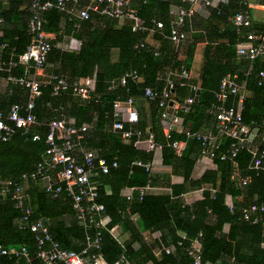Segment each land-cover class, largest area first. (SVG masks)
Instances as JSON below:
<instances>
[{"label":"trees","instance_id":"obj_1","mask_svg":"<svg viewBox=\"0 0 264 264\" xmlns=\"http://www.w3.org/2000/svg\"><path fill=\"white\" fill-rule=\"evenodd\" d=\"M32 1L0 0L2 66H7L10 62L16 63L18 56L25 52L29 44L30 35L27 27L32 17ZM128 1L130 9L133 7L134 16L143 23V26L159 34L155 35L161 43L159 48L150 47L146 43L148 31H133L132 20H124L120 24L118 19L90 13L88 20L68 21V15L54 7L42 13L45 32H58L60 22L66 21L74 32L79 31L80 38L86 36V39L82 41L77 53L60 52L52 46L48 53L49 61L57 64L50 73L64 78L69 84L68 89L53 96V83H43L39 96L34 100L32 111L38 124L32 127L28 134L16 130L7 141H0V183L12 181L18 185L23 184L27 196L25 205L32 209L28 223L19 228L18 221L22 214L14 207L12 197L7 196L0 201V246L4 248L25 246L30 258L27 260L1 257L0 264H43L36 258V241L34 234L28 229L29 223L43 220L47 222L46 229L53 241L62 249L76 253L83 250L87 242L92 241L98 234L99 248L90 253H99L106 263H114L123 256L132 264H193L183 248L198 239L204 263L262 264L264 249L260 247V243L264 239V230L260 223L252 224L244 219L245 210L251 206L264 205V171L250 169L252 155L249 153L252 147L257 151L264 149L262 139L264 83H261L258 76L262 71L252 61V68L242 77L251 94L242 101L240 111L242 122L251 132L258 129V134L261 135L258 146L254 145L255 140L251 141L248 138L249 142L234 159V169L239 172L237 180L248 178V183L239 187L238 181L231 178L233 162L218 159L214 161L215 171L205 172L200 180L191 179L195 160L200 154L199 142L191 137L181 155L177 156L171 148V143L179 139V134L173 131H170L168 136L164 134L161 125L163 109L158 106L159 99L148 101L144 96L145 85L138 81L127 80L124 87L119 85L120 78L127 72L135 71L141 76L148 71L150 82L148 86L159 93L166 85V81L163 80L166 71L178 74L180 69H186L192 58L193 45H188L187 56L184 61H180L177 52L182 45L175 47L168 39V34L169 23L173 17V11L169 10L170 6L189 9L188 1ZM223 11V7L220 6L215 13L220 16ZM243 11H246V8L241 5L234 16ZM194 16L193 14L192 17ZM153 22H161L164 28L155 30ZM74 24L78 27L74 28ZM234 28L239 31L241 37L238 44L245 41L249 31L254 32L252 27ZM142 42H145V45L136 49L135 46ZM115 51L117 58L113 59ZM207 66L209 68L214 66L212 60H209ZM12 72L17 76L12 75ZM205 72L207 74L208 68ZM93 73L95 86L90 98L80 102V98L72 92V84L76 81L73 79L92 76ZM0 75L26 78L21 65L10 67L8 72L2 71ZM174 80L172 90L174 102L180 103L186 98H194L195 92L191 91L190 83L184 84L180 79ZM210 80L212 82L202 80L198 100L194 101L190 110L187 113L178 112V116L182 118L183 128L189 130L191 134L198 132L208 118L212 119L213 124L215 122L209 110L216 103L215 91L218 90L221 80ZM111 84L115 86L113 90L109 89ZM25 91L24 99L12 97L6 104L8 109L0 110V113L6 115L13 104L24 106L28 97L27 89ZM127 98H132L135 103L138 121L135 124L124 123V128L139 132L140 135L138 137L133 134L127 142H123L120 135L114 132L115 139L111 140L109 129H112V125L117 121L114 117L113 103L117 99ZM230 100L231 103L235 101L232 97L227 101ZM70 118H73L72 124L75 127L87 126L79 141L83 149L95 152L97 159H104L107 163L117 161L119 164V167L109 175L96 172L93 176V180L97 182L96 201L104 206L103 213L95 220L108 217L109 223L104 228H95L93 223L88 222L85 224V230L80 229L83 223L77 220L72 201L64 192L53 197L51 193L45 191L43 181L27 180L25 183L22 181V175L34 172L37 164L43 160L48 148L47 124L53 119ZM149 133L153 135L154 143L161 147L162 164L171 168V174L182 177V184H172L171 174L152 175L144 167L135 165L137 162L142 165L148 164L153 159L151 151H143L135 146L137 139H145ZM34 135L38 136V139L34 140ZM229 144L230 140L222 141L218 153L225 152ZM147 183L153 188H168L170 193L148 191L140 200L136 194L130 204L119 196L121 188L141 187ZM204 186H209L214 193L204 192L203 199L191 205H184L180 200L183 194ZM107 190L110 192L107 193ZM230 194L235 198L242 197L231 210L224 202L225 196ZM127 209L134 221L127 215H122ZM258 216L264 220V211L254 212L250 220ZM208 217H213L211 226L206 224ZM227 223L231 229L229 234L225 235L222 228ZM115 225L121 229L120 233L125 237L121 244L108 232ZM144 233L150 237L147 241L143 238ZM250 233L253 234V238L249 237ZM155 234L158 236L154 237ZM181 234L185 239H181ZM229 238L233 244L231 254ZM179 242L181 246H178ZM164 249H169V252L165 253ZM155 252H158V255Z\"/></svg>","mask_w":264,"mask_h":264},{"label":"built area","instance_id":"obj_2","mask_svg":"<svg viewBox=\"0 0 264 264\" xmlns=\"http://www.w3.org/2000/svg\"><path fill=\"white\" fill-rule=\"evenodd\" d=\"M244 4L246 0H242ZM74 0H33L31 3L32 17L28 23V33L30 41L25 49V52L18 56L17 62H10L7 66H2L0 71L8 72L10 67L21 65L26 72V78H16L11 75L2 77L0 75V82L2 80L19 85L27 89L28 97L24 106L13 104L10 106L6 115L0 113V141H7L16 130H20L23 134H28L30 129L36 126L37 120L33 115L34 100L40 94V87L43 83L51 84L52 95L56 96L68 89V82L55 74L49 73L45 81H38L35 78L29 77L28 73L34 71H42L47 62L48 53L52 48V44L47 39V33L44 30V19L42 13L54 7L59 12L68 15V21L77 19L79 21L88 20L90 13H97L99 15L111 17L114 19H130L133 21V31H148L143 23L134 16L133 11L129 7L128 0H90V5L75 10L69 7V4ZM205 6L211 5V0H203ZM192 8L183 9L178 8L172 12L173 21L169 29L168 39L175 47H179L186 39V32L184 27L187 20L194 14ZM236 27L250 28L252 25V18L249 10L236 14L232 19ZM155 30H162L164 28L161 22H153ZM74 28L78 25L74 24ZM256 42H258L256 44ZM264 42V33L256 36L253 31H249L246 35L245 41L236 46V55L243 57L249 61H253L256 56L262 51ZM145 42L135 46L136 49L142 48ZM261 83H264V72L259 73ZM187 72L182 68L175 79L185 81L188 79ZM139 75L135 71L125 73L119 80V85L124 87L127 80L137 81ZM235 76L225 77L221 80L219 90L215 93L216 103L213 104L209 110V114L215 121L213 128L207 129L203 132H196L190 134L183 130L179 117L176 115L177 111L187 113L190 106L194 103V98L189 97L182 102H174L172 100L174 88V79L167 78L165 87L157 93L150 87L145 86L144 96L148 101H155L157 98L158 106L163 109L162 123L165 128V135L168 136L172 127L178 128L180 132H184L187 137H194L200 144L199 160L214 161H231L238 155L241 149L249 142L251 135L250 128L242 122L240 113V88ZM115 86L110 85L109 89L113 90ZM93 83L90 80L82 82H74L72 84L73 94L81 100H88L90 93L93 91ZM234 98L235 103L226 106V101L229 98ZM114 117L117 121L112 125V131L120 135L122 140H128L133 134L139 137V132L130 131L124 128V123L135 124L138 121V115L135 103L132 98L126 100L117 99L113 103ZM48 131L46 135L47 150L44 153L43 160L37 164L34 172L29 175H22V181L27 180L43 181L45 191L51 193L53 197L64 192L72 201V208L76 213V218L82 224L80 229L85 230L86 223H93L95 228H104L108 225V217L95 218L100 216L104 211V206L98 203L97 182L93 180L96 172L101 175H109L111 171L119 167L117 161L107 163L104 159H97L95 152L92 150L83 149L80 146V139L82 134L87 130L86 125L81 127L73 126L72 122L65 119H53L48 124ZM33 139H38L34 135ZM262 139L264 142V129L262 132ZM224 140H230V144L225 152H219L221 143ZM142 143L141 139L135 141V146ZM148 151L157 154L160 151V146L154 143L153 135L148 134L146 141ZM171 148L176 155L181 154L184 149V141L176 140L171 143ZM249 153L252 155L250 169L264 171V149L257 151L250 148ZM82 160V161H80ZM136 166H142L146 171L151 170V163L142 165L135 163ZM248 183V178L239 181L241 186ZM151 187L149 183L145 186L135 188L138 199L140 200ZM7 196H11L14 200V207L21 212V218L18 221L19 228L24 227L28 223V219L32 214V209L25 205L27 196L25 194V187L23 184L18 185L12 181H4L0 183V201ZM125 200L129 203L133 200L131 192L124 195ZM264 205L251 206L244 211V219L250 221L252 224L260 223L264 229V220L259 217H254L250 220L251 214L254 212H263ZM123 216L127 215L129 219L134 220L130 215L128 209ZM29 231L34 234L36 241V258L43 264H132L123 256L119 257L114 263H106L99 253L91 254L99 248L98 234L92 241L87 242V246L79 253L62 249L56 242L53 241L49 235L46 226L42 221H36L28 224ZM109 234L119 243L123 242L122 235L118 231V226H113L108 230ZM181 239H185L184 235H180ZM88 240V239H87ZM181 246V243H178ZM184 251L191 258L193 264H207L202 261L201 244L198 239L193 240L188 247L183 248ZM165 253L169 249H164ZM13 257L24 258L29 260V254L25 246L8 247L0 246V258Z\"/></svg>","mask_w":264,"mask_h":264},{"label":"crops","instance_id":"obj_3","mask_svg":"<svg viewBox=\"0 0 264 264\" xmlns=\"http://www.w3.org/2000/svg\"><path fill=\"white\" fill-rule=\"evenodd\" d=\"M187 1H188V6L195 11L194 12L195 16L190 17L187 20L186 25L184 27V31L186 32V39L183 41V43H181L182 46L179 49L180 51L177 52V58L180 61H184L187 56L186 50H187L188 45H193V53H192L191 61L189 65L186 67V69L183 68L189 76L188 79L184 81V84L190 83L189 87L191 91L196 92V91H199L201 82L203 79L207 80V82H212L210 79L212 80L218 79L217 81H219L225 77L235 76L237 78L236 79L237 83L241 86L240 91H239L240 97H241V103H240V111H241L242 101L251 95L247 88V83H245V80L242 79V77L246 75L249 72V70L252 68V64H251L252 61H249L248 59H245L243 57H238L235 54V49H236L235 46L238 45V41L241 40V37H240L239 31L234 28L235 25L232 22V19H233L232 15L234 16V13L237 12V10L239 9L241 5L244 6L246 10L250 11L251 18H252V24L253 23L257 24L256 28L252 27L251 25L252 29L254 30L253 33L256 36H259L263 34V31H264V0H246L245 4L242 0H225V2H222V0H211V5L209 6H205L203 4V0H187ZM90 3H91L90 0H74V2L69 4V7L75 10H78L87 5H90ZM131 6H132V3H131ZM220 6L223 7L224 11L222 12L220 16H217L215 12L220 8ZM131 8L133 9V7ZM176 9L177 8L174 6H170L169 8L170 12ZM213 12L214 14H212ZM158 15H160V12ZM173 19L174 18L172 17L169 23V29L172 25ZM124 20H130V19L124 18V19H118L117 21L121 24V21H124ZM46 33H47L48 41L52 44L54 48L58 49L60 52L77 53L81 48L82 41L86 39V36H82L80 38L79 31L74 32V30L71 29L70 24L66 21L60 22V29L58 32L48 31ZM155 35L158 36L159 34H157L155 31L149 32V35L145 41L150 47L159 48L161 43L158 39L155 38ZM116 58H117V51L114 52V56H113V59H116ZM209 60H212V62L214 63V66L211 68L207 66ZM253 62L255 63V66L257 68H259L261 71L264 72V42H263L262 51L256 56ZM56 64L49 61V57H47L45 68L42 71H38L36 73H34V71H30L28 73V76L35 78L38 81H45L46 76L56 67ZM1 67L2 65H0V68ZM207 68H208V72L206 74L205 70ZM23 71L25 75H27L24 67H23ZM1 73L2 71H0V74ZM176 74H177L176 72H172L168 70L163 74L164 75L163 80H166L167 78H170V77L175 79ZM12 75L17 76L15 72H12ZM2 77H5V76H2ZM139 77L140 78L137 80L139 83H143L145 86L149 85L150 82H149L148 71H145V73ZM19 78H22V77H19ZM86 79L90 80L93 83V88H94L95 73H93L92 76L77 77L73 79V81L76 80L75 82H82ZM20 87H18L17 85L15 86L12 83L4 81V80L0 82V110L8 109V106H6V104L10 101L12 97H14L15 99L19 97L22 99L25 98L26 91L25 89H22L23 87L22 88ZM217 91H215V93ZM80 102H83V100L80 99ZM234 103L235 101L232 103H231V100L227 101L226 106H230ZM176 115L178 116V111ZM179 119H180L181 126H182V118L179 117ZM69 121L73 122V118H70ZM212 122H213L212 119L210 120L208 118L206 122L202 125V127L199 129L198 132H203L207 129L213 128L215 126V122L214 124ZM212 124L213 126H211ZM161 125L164 131V134H165L166 127H163L162 120H161ZM183 130L185 132L190 133L189 130L187 129L183 128ZM171 131L179 134V140L181 139L184 141V148L187 145V141L189 139H192L191 136L187 137L186 135H184V132H180L179 127L178 128L172 127ZM108 134L111 140L115 139V133L112 131L111 128L109 129ZM249 139L251 141L255 140L256 142L254 141L255 142L254 145L258 146V144H260L261 142V135L258 134V131H257L252 136H249ZM122 141L127 142V140L126 141L122 140ZM141 141L142 143L139 146H136V148L143 150V151H148L147 144L144 143L146 141V138L141 139ZM252 148L255 149V147H252ZM152 154H153V159L151 161L152 166H151L150 173H152V175L171 174V168L169 166H165L162 164L161 148L157 154H154V153ZM180 155L181 154L177 156H180ZM214 161L199 160V156H197L192 173H191V179L200 180V178L204 175L205 172L215 171L216 163ZM234 167H235V164L233 162L232 169H231L232 170L231 178L237 180L239 177V174H238L239 172L237 169H234ZM170 179H171V183L175 185H180L183 182L182 177L176 176L173 174H171ZM237 181H238V186L242 187L239 184L240 180H237ZM135 188L137 187L132 186V187L121 188L119 191V196L124 198L125 194H128L131 192L132 197H134L136 195ZM149 191L150 192L160 191V192H165L168 194L170 193V190L168 188H163V187H154V188L151 187ZM206 191H210L211 193H214V190L209 188V186H204L200 189L189 191L183 194L180 200L183 202L184 205H191L195 202L201 201L203 199L204 192ZM109 192L110 191L107 190V193ZM224 199H225L224 200L225 205L231 210L233 209L235 204H238L242 200V197L235 198L232 194H230V195H226ZM132 201L129 202V204L132 203ZM212 222H213V217H208L206 224L211 226ZM230 229H231L230 224L228 223L224 224L222 228V233L225 235H228L230 232ZM118 231L121 232V229L119 227H118ZM123 236L122 238L124 240L125 237ZM157 236L158 234L154 235V237H157ZM249 237L253 238V234L250 233ZM263 237H264V232H263ZM143 238L147 241L148 238L150 237L148 236L147 233H144ZM228 240L231 244V247L229 249V253L231 254L233 244L230 238ZM260 247L264 249V239L261 241ZM155 254L158 255V252H155ZM147 264H151V263H147ZM262 264H264V261Z\"/></svg>","mask_w":264,"mask_h":264},{"label":"water","instance_id":"obj_4","mask_svg":"<svg viewBox=\"0 0 264 264\" xmlns=\"http://www.w3.org/2000/svg\"><path fill=\"white\" fill-rule=\"evenodd\" d=\"M222 2H225V0H222ZM252 27L256 28L257 27V24L256 23H253L252 24ZM198 95H199V91H196L195 92V97H194V101L196 102L198 100ZM258 131V129H254L251 133L250 136H252L254 133H256ZM43 225L44 226H47V222L45 220L42 221Z\"/></svg>","mask_w":264,"mask_h":264}]
</instances>
